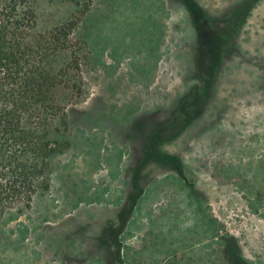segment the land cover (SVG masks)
I'll return each mask as SVG.
<instances>
[{
  "label": "rangeland",
  "instance_id": "1",
  "mask_svg": "<svg viewBox=\"0 0 264 264\" xmlns=\"http://www.w3.org/2000/svg\"><path fill=\"white\" fill-rule=\"evenodd\" d=\"M194 1H25L37 33L74 25L80 81L0 264H264V0Z\"/></svg>",
  "mask_w": 264,
  "mask_h": 264
},
{
  "label": "trees",
  "instance_id": "2",
  "mask_svg": "<svg viewBox=\"0 0 264 264\" xmlns=\"http://www.w3.org/2000/svg\"><path fill=\"white\" fill-rule=\"evenodd\" d=\"M25 1L0 0V218L29 210L36 195L48 190L51 159L69 148L66 105L80 81L70 45L74 25L37 33ZM182 1L202 15L194 0ZM176 178L191 191L189 181ZM190 257L174 262L172 253V261L151 264H197Z\"/></svg>",
  "mask_w": 264,
  "mask_h": 264
},
{
  "label": "flooded vegetation",
  "instance_id": "3",
  "mask_svg": "<svg viewBox=\"0 0 264 264\" xmlns=\"http://www.w3.org/2000/svg\"><path fill=\"white\" fill-rule=\"evenodd\" d=\"M177 177L181 180H185L186 179V176H185V173L183 170H180L179 173L177 174Z\"/></svg>",
  "mask_w": 264,
  "mask_h": 264
}]
</instances>
